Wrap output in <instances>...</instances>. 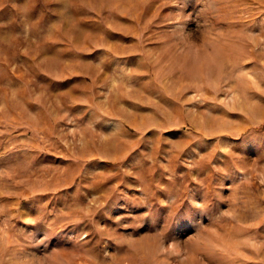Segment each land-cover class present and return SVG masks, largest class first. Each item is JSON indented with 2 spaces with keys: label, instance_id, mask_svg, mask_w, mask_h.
I'll use <instances>...</instances> for the list:
<instances>
[{
  "label": "rangeland",
  "instance_id": "1",
  "mask_svg": "<svg viewBox=\"0 0 264 264\" xmlns=\"http://www.w3.org/2000/svg\"><path fill=\"white\" fill-rule=\"evenodd\" d=\"M0 264H264V0H0Z\"/></svg>",
  "mask_w": 264,
  "mask_h": 264
}]
</instances>
